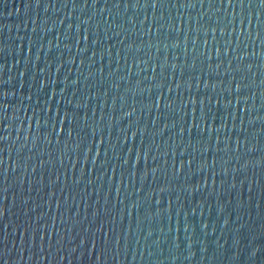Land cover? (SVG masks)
I'll use <instances>...</instances> for the list:
<instances>
[{"label":"water","instance_id":"obj_1","mask_svg":"<svg viewBox=\"0 0 264 264\" xmlns=\"http://www.w3.org/2000/svg\"><path fill=\"white\" fill-rule=\"evenodd\" d=\"M0 66V264H264L258 0H0Z\"/></svg>","mask_w":264,"mask_h":264},{"label":"snow or ice","instance_id":"obj_2","mask_svg":"<svg viewBox=\"0 0 264 264\" xmlns=\"http://www.w3.org/2000/svg\"><path fill=\"white\" fill-rule=\"evenodd\" d=\"M41 2H42V0H36V3L38 5ZM71 2L73 4H75L77 2V0H71ZM137 2H139V0H137ZM146 2L149 4V6L155 7L157 3H162L163 0H146ZM200 2H202V0H200ZM220 2L223 4L224 0H220ZM236 2L239 3L241 6H243L245 4V0H236ZM83 3L85 4V6H87L88 0H83ZM227 3L228 4H232L233 0H227ZM258 3H259V5L261 7H264V0H258ZM190 6H191V2H190ZM249 7H251L250 4H249ZM85 39H87V37H85ZM0 67H2V66H0ZM38 83H39V81H38ZM40 86L43 87L42 84ZM14 94L15 93H13V95ZM7 95H8L7 91L0 90V99H5L6 100ZM47 95H48V93L45 92V96L46 97H47ZM31 99H32L31 96L27 97L28 101H31ZM21 102H23V100H21ZM44 103H45V107L40 108V113L39 114L35 111V109H33L32 118L35 119L36 128L38 130H40V129L46 130L47 128L50 127L52 133H56L57 132V125L59 124V121L58 120L54 121V115L55 116H59V112L56 110V108L54 106L48 104L47 99L45 100ZM3 105L4 104H0V112H2L4 110ZM36 107H38V108L40 107L39 98L37 99ZM0 116H3L4 120H7V118H8L6 115H0ZM13 119L15 120L16 117H14ZM25 119H28L27 118V114H25ZM41 120L45 121V123L43 125L40 123ZM0 124H2V121H0ZM28 127H29V129L32 128L31 120L28 122ZM69 135H71V133H69ZM2 139H3V137H0V141H2ZM24 139H25V141H28V135H26L24 137ZM17 140H19V136L17 137ZM57 142L59 143V138L58 137H57ZM48 143H51V141H48ZM36 147H37V145H36ZM41 166H43V164H41ZM2 167H3V161L0 160V169H2ZM0 176H3V171L2 170H0ZM233 187H235V185H233ZM204 227L206 228L207 225H205ZM28 228H31V224L28 225ZM34 231H35V234L32 237L33 244L35 245V242H36V240L38 238L39 241H40L41 252H43V244L45 242L47 233L43 232L42 229L39 226H37ZM185 231L187 232V229H185ZM189 247H191V245H189Z\"/></svg>","mask_w":264,"mask_h":264}]
</instances>
